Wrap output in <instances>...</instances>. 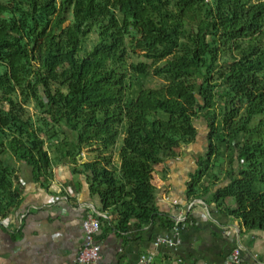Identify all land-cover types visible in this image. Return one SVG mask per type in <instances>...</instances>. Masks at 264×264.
<instances>
[{"label": "trees", "instance_id": "1", "mask_svg": "<svg viewBox=\"0 0 264 264\" xmlns=\"http://www.w3.org/2000/svg\"><path fill=\"white\" fill-rule=\"evenodd\" d=\"M151 76L166 83L146 87ZM199 118L208 151L189 194L264 229V0H0L3 219L23 201L10 162L48 189L56 160L87 149L75 171L107 212L103 230L173 227L155 168L198 140Z\"/></svg>", "mask_w": 264, "mask_h": 264}, {"label": "crops", "instance_id": "2", "mask_svg": "<svg viewBox=\"0 0 264 264\" xmlns=\"http://www.w3.org/2000/svg\"><path fill=\"white\" fill-rule=\"evenodd\" d=\"M192 146L155 168L156 204L174 226L156 220L141 230L123 232L105 231L102 224L99 264H144L142 256L152 253L155 259L148 264H223L236 250L241 264H264V229L246 228L221 210L211 194H189V181L207 154L208 142L200 157ZM92 159L87 149L77 163L57 159L48 189L33 181L28 165L11 162L20 174L23 201L11 216L0 217V264H77L85 237L83 220L107 217L100 199L91 195L86 174L75 171L82 172L81 165ZM221 180L219 186L228 182ZM165 234L175 239V246H156Z\"/></svg>", "mask_w": 264, "mask_h": 264}, {"label": "built area", "instance_id": "3", "mask_svg": "<svg viewBox=\"0 0 264 264\" xmlns=\"http://www.w3.org/2000/svg\"><path fill=\"white\" fill-rule=\"evenodd\" d=\"M179 218L177 224L181 221ZM83 227L85 232L84 244L78 255L77 264H99L102 256V247L97 241V234L101 229V220L99 217L89 216L83 220ZM169 245L175 246V239L171 238L169 234H165L163 237H159L156 242V246ZM155 259V254L144 255L141 261L144 264L152 263ZM241 254L239 250L236 252L223 264H241Z\"/></svg>", "mask_w": 264, "mask_h": 264}, {"label": "rangeland", "instance_id": "4", "mask_svg": "<svg viewBox=\"0 0 264 264\" xmlns=\"http://www.w3.org/2000/svg\"><path fill=\"white\" fill-rule=\"evenodd\" d=\"M138 53L142 54L140 51H138ZM134 61L140 62V61H146V60L143 57H139V58H135ZM165 83H166V81L164 79L154 77V76H151L149 78L144 79V84L146 87L159 88V87H162ZM197 126L200 130L199 131V138L196 141V143L193 144L192 148L194 150H199L198 157H200L203 155L202 151L204 150L205 145L208 142L207 137H208V132L210 129H209L208 123H207L205 118H199L197 120ZM122 140H123V138L119 139L118 148L121 147ZM11 157L8 155L5 157V160L7 161V159H10ZM8 163H9V161H8ZM10 164H11V162H10ZM221 177H224V172L221 174Z\"/></svg>", "mask_w": 264, "mask_h": 264}]
</instances>
